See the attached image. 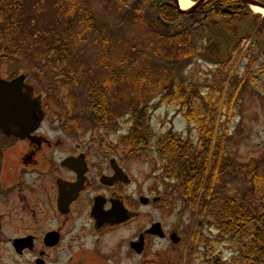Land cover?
<instances>
[{
    "label": "trees",
    "instance_id": "16d2710c",
    "mask_svg": "<svg viewBox=\"0 0 264 264\" xmlns=\"http://www.w3.org/2000/svg\"><path fill=\"white\" fill-rule=\"evenodd\" d=\"M111 1L106 11L149 35L160 52L164 50L157 55L173 66L172 73L180 64L191 62L195 36H205V28L211 25L205 24V19L226 21L223 29L234 40L229 50L234 63L241 54L239 44L244 38L253 36L259 40L264 34V21L256 24L255 17L249 26L242 25L251 15L240 0H210L191 13H181L174 0ZM224 9L232 15L223 14ZM213 23L214 34L221 35L222 28ZM232 23L233 27L237 25L235 30ZM106 27L95 11L78 0H0V47L4 49L1 61L12 63L20 57L27 60V69L36 67L39 71L38 66L44 67L52 75L51 80L58 83L57 90H68L70 105L77 104L72 90L83 94L82 105L87 109L83 121L111 122L129 114L131 127L119 136L128 138L132 147L153 149L164 179L176 185L178 194L200 220L210 218L227 243L239 251L240 259L233 258L229 264H264V157L236 164L225 152L228 136L219 127L220 112L226 115V127L246 86L264 90V47L258 60L248 64L249 75L237 79L235 84L228 79L234 64L228 68L217 97L212 94L207 99L195 85L181 79L166 82L162 89L157 83L158 92L152 94L179 108V113L194 127L195 139H183L175 133L156 137L150 112L142 106L152 92L147 69L137 70L135 77L129 79L120 70L122 66L114 64L105 52L98 65L100 75L94 68H83V52L100 42L102 46L106 44ZM113 37L117 39L121 34ZM248 54L246 51L243 55ZM135 56L130 57L129 64ZM225 85L233 89L226 103L222 97ZM51 91L56 92L53 87ZM238 181L246 182L240 194L231 190ZM201 242L202 236L195 234V250ZM146 264L166 263L156 258Z\"/></svg>",
    "mask_w": 264,
    "mask_h": 264
},
{
    "label": "flooded vegetation",
    "instance_id": "af4514ba",
    "mask_svg": "<svg viewBox=\"0 0 264 264\" xmlns=\"http://www.w3.org/2000/svg\"><path fill=\"white\" fill-rule=\"evenodd\" d=\"M3 50L0 81L22 78L41 111L17 107L22 113L13 123L16 136L0 130V264H113L115 249L101 253L98 237L146 221L145 210L161 202L146 179L136 181L141 175L133 168L137 153L153 149L132 147L119 136L120 125L110 129L115 136L84 132L86 124L107 123H83L82 108L61 105L46 76L4 71ZM155 224L163 238L146 234ZM173 233L180 236L151 221L127 240L124 257L135 255L130 245L140 236L144 255L153 241H169Z\"/></svg>",
    "mask_w": 264,
    "mask_h": 264
},
{
    "label": "rangeland",
    "instance_id": "374dc122",
    "mask_svg": "<svg viewBox=\"0 0 264 264\" xmlns=\"http://www.w3.org/2000/svg\"><path fill=\"white\" fill-rule=\"evenodd\" d=\"M78 2L84 7L95 11L99 20L106 22V31H108V34L106 31L104 33V35L107 34V42L104 46L100 42V44L83 52V68H94L95 73L100 75L99 61L102 60L103 54H109L114 64L122 66L120 70L127 74L129 79L135 77L137 70L147 69L149 86L152 92L149 94V101L142 104V106L150 112V125L156 137L167 133H175L183 139H195L194 127L189 125L179 113V108L172 103L161 101L159 96L152 94L158 92V88L156 89L157 83L162 89L166 82L181 79L188 84L195 85L207 99L212 94L217 97L222 89V82L228 74V68L234 64L228 79L229 82L235 84L237 79L249 75L248 64L251 60H258L261 56L262 47H264V34L259 40H255L253 36L244 38L239 44L241 54L234 63V55L230 56L229 53L234 40L229 32L223 29V24L226 21L221 18H214L212 21L218 24L213 26L216 27L217 25L222 28L221 35H215L213 29H210L205 33V36H195L196 41L193 46L191 62L180 64L182 66L179 65L175 69V73H172L173 66L162 56L158 57L157 55L162 54L164 50L160 52L159 46L149 39V35L127 22L118 20V17L106 11V7L110 5L109 2H112L111 0H78ZM249 13L251 16H248L249 18L243 22V26H249L253 17H255L256 24L264 21V16L255 14L251 10H249ZM208 22L211 23L208 20L205 24H208ZM211 25H208V28H211ZM242 25L240 22V26ZM236 26L233 27L232 23L233 30ZM192 30L197 32V28ZM118 34H121V37L111 39V36ZM251 48L253 50H250ZM246 51L249 52L248 57L243 55ZM134 54L136 59L132 64H129L130 57ZM16 63L20 66L19 69L22 68V70L18 69L19 73H24V70L34 76H41L40 70H42L44 76L49 73L44 67L38 65L39 71L36 70V67L35 69L32 67L27 69V60H21L20 57L17 58ZM3 69L9 71L11 67L6 65L3 66ZM254 71L253 69L251 73ZM127 85H129V82H127ZM232 90L226 85L223 86L222 97L225 103L231 96ZM255 90L251 86H246L239 101L234 106L232 117L226 127L223 125L226 121V115L220 112V130L228 136L225 152L228 158L236 164H247L252 160L264 157V97H262L264 96V90L262 92L258 90L256 92ZM259 92L262 96L258 94ZM74 95L75 98L82 99L81 102L84 101L83 94H81V98L80 96L77 97V94ZM61 100L63 104L68 106L65 103L64 96L61 97ZM125 118L112 121L108 126L111 129L120 125L122 129L120 126L118 128L121 133L124 130L127 132L131 125ZM84 127V132L94 129L91 130V136H115L112 132L106 133L105 126L87 128L88 125L86 124ZM149 154L140 152L135 155L133 168L141 175L135 178L137 182L146 179L148 190L154 189L156 194L152 193L159 195L162 198L161 202L159 205L145 210L148 213L146 221L143 219L137 220L131 223L129 227L116 229L98 237L100 252L108 253L111 249H115L116 257L112 260L113 264H146L151 263L155 257L166 264H229L233 258L240 259L239 251L227 243L223 234L216 229L210 218L207 220L198 219L195 212L189 208V205L178 194L176 185L166 181L161 175V167H159V161L155 153ZM238 182L236 185L231 186V190L240 194L246 182ZM151 221L160 222L167 232L173 229L178 231L179 235L183 237L181 246L173 248L168 240H155L149 245L148 250L142 257L131 253L125 258L124 255L127 252H124V246L127 240L134 238L137 231L147 226ZM199 221L202 222L201 226H198ZM197 233L202 236V245L195 250V246L192 245V238ZM218 256L221 257V262ZM238 264H242V262Z\"/></svg>",
    "mask_w": 264,
    "mask_h": 264
},
{
    "label": "water",
    "instance_id": "95a60500",
    "mask_svg": "<svg viewBox=\"0 0 264 264\" xmlns=\"http://www.w3.org/2000/svg\"><path fill=\"white\" fill-rule=\"evenodd\" d=\"M207 0H199L193 9L200 7ZM245 4L249 6H256L264 9V4L257 2L255 0H242ZM177 4V0H175ZM165 27L169 25L163 24ZM26 106L30 108L31 113H39V102L32 98V90L30 88H23L22 78H18L12 82H2L0 81V130L16 136L13 130V123L17 120L18 114L22 111H18L17 107ZM16 129V127H15ZM146 234L156 235L163 238L161 227L159 224H155ZM170 241L172 244H178L180 238L176 234L170 235ZM143 237L140 236L138 242H133L130 245L131 250H133L137 255H141L143 252Z\"/></svg>",
    "mask_w": 264,
    "mask_h": 264
},
{
    "label": "bare ground",
    "instance_id": "6f19581e",
    "mask_svg": "<svg viewBox=\"0 0 264 264\" xmlns=\"http://www.w3.org/2000/svg\"><path fill=\"white\" fill-rule=\"evenodd\" d=\"M178 3H179L180 9L183 11L189 9L192 6V2L189 0H178ZM250 9L251 11H253V13L264 16V9H261L256 6H251Z\"/></svg>",
    "mask_w": 264,
    "mask_h": 264
}]
</instances>
